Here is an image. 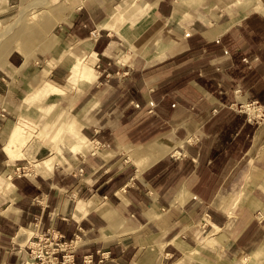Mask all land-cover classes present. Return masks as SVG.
<instances>
[{"label":"crops","instance_id":"crops-1","mask_svg":"<svg viewBox=\"0 0 264 264\" xmlns=\"http://www.w3.org/2000/svg\"><path fill=\"white\" fill-rule=\"evenodd\" d=\"M13 4L0 0V19ZM122 4L82 0L57 25L50 50H12L0 65V264L31 260L29 231L38 227L60 245L49 254L55 264H63L62 246L71 242L67 264H264V184L240 189L244 201L213 205L242 164H249L245 180L264 179L252 171L264 146V123L252 124L226 106L237 88L264 105V0H140L137 23L125 32L128 49L123 27L111 24ZM83 61L93 77L73 83L71 69ZM42 72L69 94L40 101H52L50 116L57 119L63 109L81 138L106 141L104 134L121 132L127 151L147 149L134 157L135 173L113 170L107 146V155L76 153L74 132L57 141V151L52 134L24 145L9 141L18 119L30 124L49 115L24 100ZM195 86L203 98H214L203 112L195 113L188 101ZM166 119L169 130L162 126ZM180 128L203 136L175 158L169 153L181 141L174 146L161 134ZM52 154L48 167L43 160ZM39 158L35 177L17 172ZM67 163L73 170L82 166L83 176L66 173ZM211 181L217 186L208 190Z\"/></svg>","mask_w":264,"mask_h":264},{"label":"rangeland","instance_id":"rangeland-1","mask_svg":"<svg viewBox=\"0 0 264 264\" xmlns=\"http://www.w3.org/2000/svg\"><path fill=\"white\" fill-rule=\"evenodd\" d=\"M81 3L82 0H14V4L8 11H5L2 14L0 19V65H4L6 63L7 58L11 53L7 49L9 46L11 47V45H17L18 49L14 50L20 51L25 55H28L29 53L31 55H40V53H43L42 51L50 50L52 44L55 41L54 32L56 34L55 29L57 25H59L63 18L69 13V11L75 9ZM139 6L140 0H124V4L120 5V7L117 9V12L114 13L113 17L111 18V24L116 30L123 27L122 31H124V33H121L120 30L119 34H121V36L125 39L124 41L127 49L132 48V45L129 42V37L127 35L128 33L126 34L125 32H128L129 29L132 30L133 25L137 23V20L132 21V19L136 16ZM151 21V19L150 21H148L147 19L143 23L149 24L151 23ZM79 64L80 68L76 71V73H73L74 68L71 69L69 79L73 83H78L79 80L84 81V78L86 77H93V73H91L93 70L90 68L89 64L86 63L88 66L85 65L84 61ZM215 86L219 87V83ZM187 92L189 104L191 105V107L193 108L192 110H194L195 113L203 112L207 105L211 104L209 103V100H213L214 103V98H212L211 96L203 98L201 91L196 86L188 89ZM25 93V101L32 103L34 106L42 108L44 111L43 113L47 114L52 111L53 105L50 104V102L52 101H49V103L44 105H40V101L45 100L51 94L61 93L60 95L63 97H67L69 95L65 93V89L62 85L56 84L49 80H45L43 77V72L35 77V80H33L32 82L31 90L28 87L27 90H25ZM233 93H235L234 101L226 105L227 107L233 109L238 113L245 114L246 118L252 124L259 125L264 123L263 103H261L256 98L250 97L247 93L241 91V89L239 88L235 89ZM61 102V107L63 108V100ZM153 107L155 106L152 103L151 109L149 111H151ZM62 112H64L63 109L61 111L59 110L58 112L56 111L55 115H58L57 119H55L54 116H50V114L47 117L43 114L39 117L34 118L30 124L25 122L22 118L18 119L17 121H15V123H13L11 127L9 139H14V141L18 142L21 145H24L32 136L34 137V139L39 138L47 140L48 137L52 134L55 135L52 146L53 149L57 151V141L63 140V136L68 133H71V135H73L72 132H74L77 135L78 143L77 145L73 143L71 146L73 150H76V153H78V151L83 154L92 152V155L96 157H98L99 153L107 155L109 153H105V150H103V148L105 149L107 146L111 151L114 152V156L110 161L113 164V170L123 169L130 174L136 172L134 157L139 158L143 155H134L133 152H131L132 150L127 151L128 146L125 147V149L124 146H122L123 148L121 147L120 144L126 142V138L123 133L115 132L113 134H104L106 141H104L103 139H99L98 141H96L95 139L90 140L87 138L85 139L84 137L81 138L75 125L69 126V124L66 123L67 119L65 120L64 116L61 115ZM193 122L195 124L196 121ZM168 123V119L162 122V126L167 130H169ZM57 125H59L61 128L57 129ZM54 130L55 133H53ZM168 133H172L173 140L168 138ZM161 135H163L162 138H164L165 141H171L174 146L178 145L179 141H181L179 144L181 146H178L176 148V151L169 153V155L171 154L175 158L183 157L184 155L186 156V145H195L203 136L200 131L186 132V130L183 128L177 129L175 132L167 131ZM258 138L259 143L261 138H263V136L261 137V133H259ZM259 150L258 160H260L257 161L256 164H254V168L252 169V171L258 173V176L261 177L262 175H264V146H262V148ZM63 154L67 155L66 152H64ZM54 157V154L49 155L43 160V163L47 164L48 167H50L52 165L51 162ZM38 160V162L29 161L25 164L20 165L17 168V172L29 177H35L36 175H38V169L40 166L39 162L41 159L39 158ZM45 164L42 165L45 166ZM242 166L243 164L238 167L236 176L233 179H229L223 182L221 193L213 203L214 207L221 206V208H224L230 206L236 198H238L239 201H244L248 198V196H246L245 190L240 194V189L254 188L258 183L264 184V179L245 180L243 177L247 173H249L247 171L249 164H246L244 168H242ZM72 167L73 166L67 163L65 164L63 169L66 171V173L68 172L74 176H83L84 168L82 166L77 165L75 170H73ZM143 167L144 166H142L141 168L143 169ZM118 182L120 181L118 180ZM213 183L214 181L210 182V185L207 188L208 190H212L211 184ZM213 185L217 186V183ZM215 188L216 187H214V189ZM89 192L90 191L88 190V193ZM237 195L240 196L237 197ZM81 196L83 198L86 197V193L82 191ZM80 200L81 202H83V199ZM30 233L33 235V242L28 247L31 260H23L21 264H55V259L50 257L51 255H49L51 251H53L56 247L53 234L49 231L39 229V227L35 230V232L29 231V234ZM72 243L73 242H71V245H69L62 242V244H64V246L62 247L66 248L65 250H63L65 254H71L70 250H72L74 246V243ZM38 254H40L41 257H39ZM70 260L68 263H70Z\"/></svg>","mask_w":264,"mask_h":264},{"label":"bare ground","instance_id":"bare-ground-1","mask_svg":"<svg viewBox=\"0 0 264 264\" xmlns=\"http://www.w3.org/2000/svg\"><path fill=\"white\" fill-rule=\"evenodd\" d=\"M17 50L18 49V46L17 45H11V47L9 46L8 47V51L9 52H11L12 50ZM79 68L80 67H78L77 66V68H74L73 69V73L75 72L76 73V71L77 70H79ZM9 141L11 142V141H14V139H9ZM163 141H161V142H159L158 144H156L154 147H153V150H156L157 149V147H159L160 148V146L163 144L162 143ZM12 143V142H11ZM163 146V145H162ZM133 149V148H132ZM147 149L146 148H144V147H136L134 150H133V154L134 155H138V154H140V155H143V154H147L146 151ZM149 150H151V149H149ZM160 151V150H159ZM149 152V151H148ZM163 154V153H162ZM12 156V155H11ZM161 157V155H159V154H157V159H159ZM14 158V157H13ZM154 161H156V160H153V162ZM150 163H152V161L150 162ZM149 165V164H148Z\"/></svg>","mask_w":264,"mask_h":264},{"label":"built area","instance_id":"built-area-1","mask_svg":"<svg viewBox=\"0 0 264 264\" xmlns=\"http://www.w3.org/2000/svg\"><path fill=\"white\" fill-rule=\"evenodd\" d=\"M23 168H24V166H23ZM24 174H25V172H24ZM71 241V240H70ZM70 241H69V243H70ZM62 242H64V241H62ZM71 245V244H70ZM60 247V245H59V243H57L56 244V247H55V249H58ZM40 254H43V253H40ZM40 254H38V256L39 257H41V255ZM70 256H72V254H69L68 255V253L67 254H63V256H62V260H61V262L63 263V264H65V263H68L69 262V260H70ZM72 262V260H70V263Z\"/></svg>","mask_w":264,"mask_h":264}]
</instances>
